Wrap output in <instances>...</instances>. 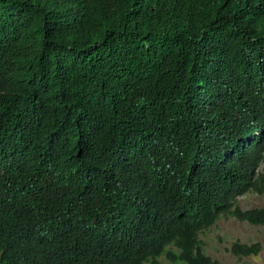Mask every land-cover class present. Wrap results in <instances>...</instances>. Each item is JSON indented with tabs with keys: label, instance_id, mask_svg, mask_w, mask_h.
Returning <instances> with one entry per match:
<instances>
[{
	"label": "trees",
	"instance_id": "16d2710c",
	"mask_svg": "<svg viewBox=\"0 0 264 264\" xmlns=\"http://www.w3.org/2000/svg\"><path fill=\"white\" fill-rule=\"evenodd\" d=\"M128 3L0 0L5 73L11 79L17 69H42L52 113L70 116L62 129L74 133L81 156L92 165L118 160L120 138L101 146L96 134L104 126L118 136L130 130L138 141L126 162L151 175L169 171L164 182L142 186L140 214L130 221L136 223L102 240L76 242L62 218L36 205L0 215V264H167L160 254L179 264H220L200 249L198 230L219 216L264 224V202L241 208L235 199L264 191L257 168L264 157V0H152L137 9ZM212 112L235 113V137L199 197L175 199L168 187L177 189L185 173L177 135L199 144L197 123L203 131L208 125L198 120ZM103 190L85 210L104 219L124 215L117 187ZM54 236L65 240L64 251L53 253ZM261 249L257 240L234 239L227 247L238 256Z\"/></svg>",
	"mask_w": 264,
	"mask_h": 264
},
{
	"label": "clouds",
	"instance_id": "9594fccd",
	"mask_svg": "<svg viewBox=\"0 0 264 264\" xmlns=\"http://www.w3.org/2000/svg\"><path fill=\"white\" fill-rule=\"evenodd\" d=\"M149 1L152 0H128V5L137 9ZM6 70L7 65L0 61V215L8 212L16 215L29 204L39 206L62 218L67 230H74L73 238L78 243L83 239L102 240L112 232L121 231L140 214L142 186L164 182L169 171L161 169L151 175L144 167L129 165L126 158H130L128 155L138 137L130 130L118 136L116 129L105 126L96 134L97 143L105 146L119 137L121 144L115 150L118 160L90 164L81 156L79 144L72 137L74 133L62 129L70 116L53 115L52 89L42 69L29 72L17 69L11 79ZM198 122L200 126L208 125L207 131H203L197 123L199 144L177 135L175 149L183 155L182 166L179 161L178 164L185 173L178 180L177 189L168 187L167 193L175 199L199 197L204 181L224 162L237 132L234 112L220 118L212 112ZM186 161L188 166L183 167ZM105 184L117 187L127 208L124 215L114 214L104 219L85 210L89 198L97 202L94 195L103 197L98 191H104ZM104 201L105 198L99 204ZM168 215V210H162L164 219ZM51 240L53 253L65 250L63 238L54 236Z\"/></svg>",
	"mask_w": 264,
	"mask_h": 264
},
{
	"label": "rangeland",
	"instance_id": "374dc122",
	"mask_svg": "<svg viewBox=\"0 0 264 264\" xmlns=\"http://www.w3.org/2000/svg\"><path fill=\"white\" fill-rule=\"evenodd\" d=\"M258 170L264 172V157L257 166ZM236 202L241 208L260 205L264 202V191L257 193L246 191L236 197ZM197 238L203 252L218 259L220 264H248L257 262L264 264V224H252L233 216H219L208 227L197 232ZM242 242L259 241L262 249L257 254L235 255L227 250L232 240ZM173 251H177L174 245H167ZM157 259L167 264H179L169 261L164 254L157 256Z\"/></svg>",
	"mask_w": 264,
	"mask_h": 264
}]
</instances>
